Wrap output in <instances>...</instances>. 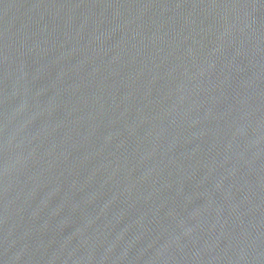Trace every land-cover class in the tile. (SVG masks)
<instances>
[{
  "label": "water",
  "instance_id": "obj_1",
  "mask_svg": "<svg viewBox=\"0 0 264 264\" xmlns=\"http://www.w3.org/2000/svg\"><path fill=\"white\" fill-rule=\"evenodd\" d=\"M0 264H264V0H0Z\"/></svg>",
  "mask_w": 264,
  "mask_h": 264
}]
</instances>
